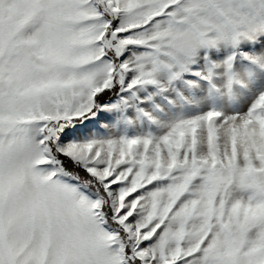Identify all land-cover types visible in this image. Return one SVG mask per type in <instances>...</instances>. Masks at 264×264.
Returning a JSON list of instances; mask_svg holds the SVG:
<instances>
[{"label": "snow or ice", "instance_id": "snow-or-ice-1", "mask_svg": "<svg viewBox=\"0 0 264 264\" xmlns=\"http://www.w3.org/2000/svg\"><path fill=\"white\" fill-rule=\"evenodd\" d=\"M0 264H264V0H0Z\"/></svg>", "mask_w": 264, "mask_h": 264}]
</instances>
